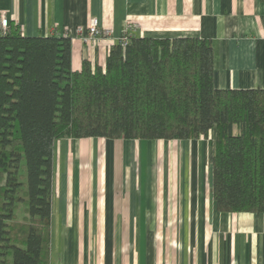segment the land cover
<instances>
[{"label": "crops", "instance_id": "crops-1", "mask_svg": "<svg viewBox=\"0 0 264 264\" xmlns=\"http://www.w3.org/2000/svg\"><path fill=\"white\" fill-rule=\"evenodd\" d=\"M2 14L69 37L73 71L104 68L133 21L137 37L209 40L215 88L264 89V0H0ZM93 16L108 37L88 39ZM212 137L56 140L47 264H264V214L217 210Z\"/></svg>", "mask_w": 264, "mask_h": 264}, {"label": "trees", "instance_id": "trees-1", "mask_svg": "<svg viewBox=\"0 0 264 264\" xmlns=\"http://www.w3.org/2000/svg\"><path fill=\"white\" fill-rule=\"evenodd\" d=\"M67 36L0 33V264H47L52 157L62 138L211 139L222 213L264 214V89H218L194 37H131L104 68L71 67ZM27 238L10 236V222Z\"/></svg>", "mask_w": 264, "mask_h": 264}, {"label": "built area", "instance_id": "built-area-1", "mask_svg": "<svg viewBox=\"0 0 264 264\" xmlns=\"http://www.w3.org/2000/svg\"><path fill=\"white\" fill-rule=\"evenodd\" d=\"M8 28V21L6 17L2 14L0 18V33L4 34ZM139 26L137 23L133 21H128L125 24L123 34L120 38H118L117 44H120L122 48H125L127 41L131 37H137ZM110 32L104 28H102L99 24V20L96 16H93L89 20L88 24V39H97L100 37H108Z\"/></svg>", "mask_w": 264, "mask_h": 264}, {"label": "rangeland", "instance_id": "rangeland-1", "mask_svg": "<svg viewBox=\"0 0 264 264\" xmlns=\"http://www.w3.org/2000/svg\"><path fill=\"white\" fill-rule=\"evenodd\" d=\"M27 224L21 221L10 222V236L18 241H25L27 238Z\"/></svg>", "mask_w": 264, "mask_h": 264}]
</instances>
